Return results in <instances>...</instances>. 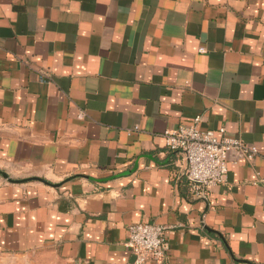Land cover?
Returning <instances> with one entry per match:
<instances>
[{"label": "crops", "instance_id": "0c3cea01", "mask_svg": "<svg viewBox=\"0 0 264 264\" xmlns=\"http://www.w3.org/2000/svg\"><path fill=\"white\" fill-rule=\"evenodd\" d=\"M195 117L257 149L206 197ZM135 221L146 264H264V0H0V264L129 262Z\"/></svg>", "mask_w": 264, "mask_h": 264}, {"label": "built area", "instance_id": "2783aa9c", "mask_svg": "<svg viewBox=\"0 0 264 264\" xmlns=\"http://www.w3.org/2000/svg\"><path fill=\"white\" fill-rule=\"evenodd\" d=\"M203 51L204 47H200ZM199 117L189 124L165 129L163 136L170 150L180 152L185 161L184 174L191 193L206 197L210 188L224 182L228 163L242 157L251 158L257 149L241 139L226 133L224 127L217 130L200 129ZM165 226L154 222L135 221L127 226L125 245L133 259L129 262L109 264H146L159 261L167 250Z\"/></svg>", "mask_w": 264, "mask_h": 264}]
</instances>
